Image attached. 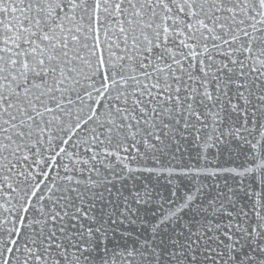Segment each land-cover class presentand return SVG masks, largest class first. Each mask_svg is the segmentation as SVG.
Masks as SVG:
<instances>
[{
    "label": "snow or ice",
    "instance_id": "snow-or-ice-1",
    "mask_svg": "<svg viewBox=\"0 0 264 264\" xmlns=\"http://www.w3.org/2000/svg\"><path fill=\"white\" fill-rule=\"evenodd\" d=\"M0 264H264V0H0Z\"/></svg>",
    "mask_w": 264,
    "mask_h": 264
}]
</instances>
